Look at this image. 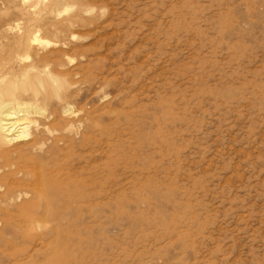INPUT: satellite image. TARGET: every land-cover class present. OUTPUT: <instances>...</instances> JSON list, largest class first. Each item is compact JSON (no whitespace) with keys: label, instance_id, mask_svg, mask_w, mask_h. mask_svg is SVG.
<instances>
[{"label":"rangeland","instance_id":"rangeland-1","mask_svg":"<svg viewBox=\"0 0 264 264\" xmlns=\"http://www.w3.org/2000/svg\"><path fill=\"white\" fill-rule=\"evenodd\" d=\"M6 28L62 81L0 148V264H264V0H0Z\"/></svg>","mask_w":264,"mask_h":264},{"label":"bare ground","instance_id":"bare-ground-1","mask_svg":"<svg viewBox=\"0 0 264 264\" xmlns=\"http://www.w3.org/2000/svg\"><path fill=\"white\" fill-rule=\"evenodd\" d=\"M41 31L39 34L30 29L6 28L0 32V148L23 142L28 146L34 145L37 136L47 129L39 123L49 119L39 102H44L47 93L59 87L62 80L54 76L49 65L38 57L37 49L49 45L43 36L46 31L42 34ZM16 65L19 68L15 72ZM31 118L41 119L37 122ZM55 189L49 191L54 194ZM48 213L49 217L56 214ZM59 259L56 258L53 264H59Z\"/></svg>","mask_w":264,"mask_h":264}]
</instances>
